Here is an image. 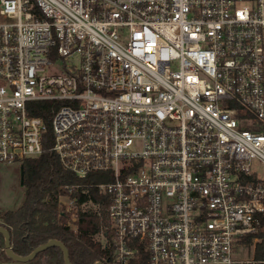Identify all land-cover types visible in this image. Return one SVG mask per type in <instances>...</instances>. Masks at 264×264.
I'll use <instances>...</instances> for the list:
<instances>
[{"label":"built area","instance_id":"1","mask_svg":"<svg viewBox=\"0 0 264 264\" xmlns=\"http://www.w3.org/2000/svg\"><path fill=\"white\" fill-rule=\"evenodd\" d=\"M38 102L62 167L108 179V264H264V0H0V163L43 153Z\"/></svg>","mask_w":264,"mask_h":264},{"label":"trees","instance_id":"2","mask_svg":"<svg viewBox=\"0 0 264 264\" xmlns=\"http://www.w3.org/2000/svg\"><path fill=\"white\" fill-rule=\"evenodd\" d=\"M33 113L42 117L46 130L43 133V153L35 159L21 164L23 169L24 199L15 210L0 213V226L11 234L12 249L21 256L29 255L38 246L52 239L61 241L69 250L72 264H108L114 254V232L108 216L106 198L94 187L107 181L104 174H94L80 179L66 171L53 153V132L51 121L55 112L54 102H38ZM87 184L93 187L90 196L81 195L80 202L97 207H79L77 219L70 220L71 213L59 207V198L65 195L66 187L73 184ZM75 225L76 229L71 226ZM104 233L106 242L98 237ZM247 247L255 248L257 261L264 260V216H261L259 230L243 240ZM141 260H143L141 258ZM0 264H65L63 252L50 248L28 263H18L5 252V238L0 234ZM139 264H145L141 261Z\"/></svg>","mask_w":264,"mask_h":264},{"label":"rangeland","instance_id":"3","mask_svg":"<svg viewBox=\"0 0 264 264\" xmlns=\"http://www.w3.org/2000/svg\"><path fill=\"white\" fill-rule=\"evenodd\" d=\"M25 187L21 181V164L0 163V213L7 210L17 209L24 199ZM64 211L71 213V222L77 219L76 210L73 207H61ZM76 229L75 225L71 226ZM99 240L106 242L105 234L102 233ZM244 256L255 254V248L247 247L242 251Z\"/></svg>","mask_w":264,"mask_h":264},{"label":"water","instance_id":"4","mask_svg":"<svg viewBox=\"0 0 264 264\" xmlns=\"http://www.w3.org/2000/svg\"><path fill=\"white\" fill-rule=\"evenodd\" d=\"M21 181L23 185V169H21ZM0 234H2L5 238V252L7 256L13 261H16L18 263H28L34 260L38 254L46 251L47 249L59 248L63 252L65 264H72L68 248L59 240L52 239L47 243L42 244L37 248H35L29 255L21 256L16 254L12 249V240H11L10 232L5 227L0 226ZM95 264H104V263L99 261L96 262Z\"/></svg>","mask_w":264,"mask_h":264}]
</instances>
